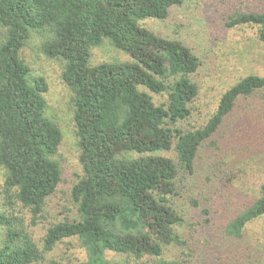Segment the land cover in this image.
I'll return each mask as SVG.
<instances>
[{"label":"trees","instance_id":"obj_1","mask_svg":"<svg viewBox=\"0 0 264 264\" xmlns=\"http://www.w3.org/2000/svg\"><path fill=\"white\" fill-rule=\"evenodd\" d=\"M183 2L0 0L6 30L0 41V166L7 172L2 193L10 210L0 214V264H41L67 238H78L87 255L75 264H113L110 252L133 256L137 264H260L253 252L264 241L255 250L246 244L250 230L264 227V184L253 206L227 223L215 178L199 158L203 150L223 151L256 133L248 100L264 91V75L239 78L201 127L184 129L180 124L192 117L200 95L194 77L199 60L182 41L142 24L168 18ZM245 25L257 27L264 42V12L240 13L227 23ZM33 31H47L44 54L64 62L83 165L72 188L78 217L50 226L43 250L15 215L21 204L31 213L30 226L37 225L62 181L56 156L63 135L46 115L49 85L21 58ZM104 39L132 61L93 65L92 49ZM150 92L166 93L167 103L156 105ZM171 150L177 162L159 155ZM181 172L193 177L198 196L184 206L175 200ZM186 226L191 237L183 235ZM171 248L184 249V257L165 258Z\"/></svg>","mask_w":264,"mask_h":264},{"label":"rangeland","instance_id":"obj_2","mask_svg":"<svg viewBox=\"0 0 264 264\" xmlns=\"http://www.w3.org/2000/svg\"><path fill=\"white\" fill-rule=\"evenodd\" d=\"M183 1V4L171 10L168 18L164 20L150 18L142 21V24L166 38L182 41L199 60L200 65L194 77L200 86V95L194 103L192 117L180 124L189 130L201 127L211 115L221 94L239 78L250 73L264 75V42L259 39L257 27L227 26L228 21L240 13L264 12V0ZM5 35L6 30L0 27V41ZM48 37L47 31H33L21 51V58L31 68L33 76H43L49 85V90L45 94L46 115L58 125L63 135L56 156L62 169V181L56 193L49 198L45 215L37 225L30 226L32 217L27 208L21 204L15 207V215L20 220L19 227L28 228L30 235L42 250L43 239L50 226L78 217L72 198V188L83 176L82 151L74 120L73 93L63 81L64 62L48 58L43 52V45ZM130 61L131 56L116 48L110 39H104L91 52L93 65ZM142 89L146 90L144 87ZM150 93L156 105L167 103L166 93ZM248 105L256 133L235 141L223 151L203 150L199 158V163L205 162V167L210 169L212 177L215 178L217 199L223 220L227 223L253 206L259 199L264 184V91L249 99ZM159 155L177 162L173 150L162 151ZM6 177V170L0 166V214L10 212L4 203L2 193ZM177 181L178 192L175 200L179 206H184L197 196L194 191V179L181 172ZM261 231H264V227L258 223L257 227L248 232L247 248L253 250L258 246L257 241H264V233ZM192 232L195 237L194 231ZM4 233L0 227V243ZM183 235L191 237L189 226H186ZM183 253L184 249L171 248L165 251L164 257L182 259ZM253 253L258 263L264 264V248ZM106 258L113 264L138 262L133 256L113 252L107 253ZM86 260L87 255L79 239L67 238L52 251L46 252L41 264H75Z\"/></svg>","mask_w":264,"mask_h":264}]
</instances>
